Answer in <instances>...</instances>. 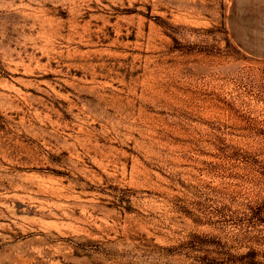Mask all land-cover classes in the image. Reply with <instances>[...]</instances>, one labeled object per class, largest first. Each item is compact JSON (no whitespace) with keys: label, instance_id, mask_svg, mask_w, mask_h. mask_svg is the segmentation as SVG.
<instances>
[{"label":"rangeland","instance_id":"obj_1","mask_svg":"<svg viewBox=\"0 0 264 264\" xmlns=\"http://www.w3.org/2000/svg\"><path fill=\"white\" fill-rule=\"evenodd\" d=\"M233 2L0 0V264H264Z\"/></svg>","mask_w":264,"mask_h":264},{"label":"crops","instance_id":"obj_2","mask_svg":"<svg viewBox=\"0 0 264 264\" xmlns=\"http://www.w3.org/2000/svg\"><path fill=\"white\" fill-rule=\"evenodd\" d=\"M231 30L245 51L264 57V0H234Z\"/></svg>","mask_w":264,"mask_h":264}]
</instances>
